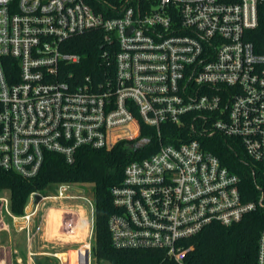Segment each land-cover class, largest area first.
<instances>
[{"label":"built area","instance_id":"built-area-1","mask_svg":"<svg viewBox=\"0 0 264 264\" xmlns=\"http://www.w3.org/2000/svg\"><path fill=\"white\" fill-rule=\"evenodd\" d=\"M89 31L103 33L106 66L83 74L65 46ZM142 125L159 149L129 162L111 189L110 241L187 264L185 239L264 209V192L243 200L239 176L198 139L163 143L162 130L235 139L264 171V0H0V171L32 179L47 153L71 164L81 148L135 144ZM77 186L31 193L21 217L0 193V212L29 223L48 201L78 200L92 217ZM91 222L75 264H93Z\"/></svg>","mask_w":264,"mask_h":264},{"label":"trees","instance_id":"trees-1","mask_svg":"<svg viewBox=\"0 0 264 264\" xmlns=\"http://www.w3.org/2000/svg\"><path fill=\"white\" fill-rule=\"evenodd\" d=\"M107 47L101 31H89L66 43L65 49L80 55L81 62L76 70L83 74H94L106 66L103 51ZM112 69V68H111ZM140 138L149 139L144 148L134 150V141L122 140L110 149L81 148L73 163L68 164L58 154L47 153L42 167L32 179L0 171V193H9V210L15 217H21L29 203L31 193L54 192L61 183L91 185L92 191V239L91 259L94 264H175L163 261V251L158 249L119 250L110 241L107 221L114 212L111 189L123 179L125 166L133 161L157 152L159 141L156 132L141 126ZM198 139L202 146L214 154L223 166L240 178V192L243 200L257 199L264 192V171L245 155L238 141L220 135L199 137L189 127H163L161 141L178 143L183 139ZM264 230V209L248 213L229 227L213 223L200 233L184 240L185 247H191L187 264H255L256 245L260 232ZM49 257L35 260L36 264H53Z\"/></svg>","mask_w":264,"mask_h":264},{"label":"rangeland","instance_id":"rangeland-1","mask_svg":"<svg viewBox=\"0 0 264 264\" xmlns=\"http://www.w3.org/2000/svg\"><path fill=\"white\" fill-rule=\"evenodd\" d=\"M76 188L82 189L83 195L92 203L93 197H92V191H91V185H83V186H77ZM53 192H49L46 195H51ZM2 196H5L9 199V193L7 191L1 192ZM30 202V201H29ZM82 205L83 210L80 212L79 209H77V205ZM46 207H55L54 209L61 210V214L59 217V222L57 223L59 229L63 232H84V235H79L78 237H75L73 239H67L64 238L60 239V237L56 236L51 238L49 235H53L52 233H56L54 230H52V222L51 218V209L46 212V217L43 223L41 224V214L42 210L41 208L45 209ZM76 210H79V212H76ZM77 213V214H76ZM80 217V220L77 216ZM91 208L87 201H78V200H70V201H63L60 203H53V202H46V205L44 207H41L38 213L34 216H31L29 219V222L31 224L30 232L35 233L34 242L37 245H45L44 249L42 248L40 251H47L49 253H56V252H63L68 249L70 251L67 254H61L59 255L62 258H65L69 256L68 264H75V254L76 252L73 249H79L82 248L84 245V239L87 234V231L91 229ZM7 221L10 226H12V219L10 216H8L4 211L0 212V228H2L4 222ZM55 229V228H54ZM79 232V233H80ZM46 239L50 240L47 241ZM72 249V250H71ZM86 263V260H85ZM94 264V262L92 261Z\"/></svg>","mask_w":264,"mask_h":264},{"label":"crops","instance_id":"crops-1","mask_svg":"<svg viewBox=\"0 0 264 264\" xmlns=\"http://www.w3.org/2000/svg\"><path fill=\"white\" fill-rule=\"evenodd\" d=\"M51 209V220H53L52 230L56 233H52L53 235H49L51 238L60 237V239L64 238L65 240L73 239L78 237L79 235H84V232H63L61 231L57 225L59 222L61 210ZM77 209L82 212V205H77ZM76 210V212H79ZM77 214V213H76ZM77 216V215H76ZM80 220V217L77 216ZM11 218V217H10ZM12 219V226L8 224L7 221L4 222L2 228H0V264H36L35 260L49 257L52 258L53 264H68L69 256L62 258L59 255L67 254L70 249L63 252L49 253L47 251H40L42 248L44 249L45 245H36L34 242L35 233L30 232V228L32 227L30 222L26 223L21 219ZM27 225L29 226L27 228ZM55 228V229H54ZM89 230L85 236L84 242L88 236ZM47 241H50L46 239ZM83 242V243H84ZM83 248V247H82ZM80 247L79 249H73L76 254L80 253L82 255L83 251ZM72 250V249H71ZM75 254V255H76ZM59 257V259L57 258Z\"/></svg>","mask_w":264,"mask_h":264},{"label":"water","instance_id":"water-1","mask_svg":"<svg viewBox=\"0 0 264 264\" xmlns=\"http://www.w3.org/2000/svg\"><path fill=\"white\" fill-rule=\"evenodd\" d=\"M148 143H149V139H147V138H141L134 145H130V148H133L134 150H138V149L143 148Z\"/></svg>","mask_w":264,"mask_h":264}]
</instances>
